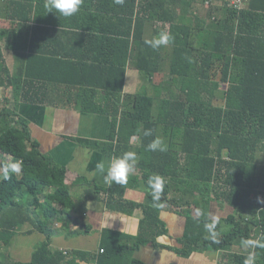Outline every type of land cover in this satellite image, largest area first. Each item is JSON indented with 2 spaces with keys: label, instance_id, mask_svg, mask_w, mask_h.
I'll use <instances>...</instances> for the list:
<instances>
[{
  "label": "trees",
  "instance_id": "1",
  "mask_svg": "<svg viewBox=\"0 0 264 264\" xmlns=\"http://www.w3.org/2000/svg\"><path fill=\"white\" fill-rule=\"evenodd\" d=\"M252 1L241 11L212 6L209 21L200 25L192 17L180 20L182 0H124L119 5L83 0L74 16L83 30L71 31L49 27H73V21L72 16L48 13L45 0H0V22L11 26L0 28V87L6 93L0 108V154L9 159L0 162V242L7 245L29 224L47 237L31 264H77L87 255L78 252L68 260L64 252L50 248L52 225L69 217L75 203L67 168L41 152L18 112L20 104L33 103L106 115L112 119L110 141L91 144L109 156L136 154L142 179L130 175L125 185L89 184L85 189L92 199L107 193L111 208L144 209L133 247L123 246V235L104 231L113 241L96 257L99 264H148L126 262L125 256L145 244L162 247L158 237L166 233L161 219L166 205L186 217L179 255L212 249L221 253L219 264H244L254 252L256 264H264V247L258 246L264 244V203L259 202L264 199V162L258 161L264 151V5ZM116 15H123L119 23L128 25L118 36L112 28ZM168 21L170 81L156 82L167 47L146 44L152 40L146 27ZM6 51L13 53V67ZM129 66L154 84L152 93L146 88L124 95ZM222 84L228 85L224 91ZM146 130L152 134L144 135ZM157 137L165 151L147 149ZM16 161L21 173L3 179L2 166ZM151 176L162 178L164 202H122L128 186L146 183ZM214 201L223 212L225 207L234 211L216 218L215 228L230 226L217 234L219 243L206 239ZM249 240L257 246L245 248L243 242Z\"/></svg>",
  "mask_w": 264,
  "mask_h": 264
},
{
  "label": "crops",
  "instance_id": "2",
  "mask_svg": "<svg viewBox=\"0 0 264 264\" xmlns=\"http://www.w3.org/2000/svg\"><path fill=\"white\" fill-rule=\"evenodd\" d=\"M182 2L184 4L182 9L179 6L177 8L178 13H182V22L188 21L186 16L192 17L195 24L202 25L204 20L209 21V8L206 9L205 6L198 5L197 2H194L193 6L192 0H182ZM252 2V0H247L245 9L248 10ZM255 4L264 5V0H255ZM172 5L175 7L174 3ZM260 11L263 10L260 9ZM120 12L123 14L122 11ZM74 16L75 14L72 16L73 27L51 23L49 27L82 31V28L75 25L77 22H74ZM122 17L124 16H115L116 23L112 28L119 32L115 36L121 35V32L128 28L127 24L119 23L118 19L121 20ZM51 19H53L52 15ZM170 25L169 21L158 24L148 22L146 37L154 39L159 38L162 33L168 34ZM251 26L254 27V25ZM166 47L164 66L162 72L155 77L156 82L161 76L160 79L163 82L170 80L169 67L164 71L165 65L169 64L171 52L167 45ZM153 85L134 66H129L124 95L134 94L139 92V89L143 91L146 88L149 93H152ZM227 87V84H222L220 90L224 91ZM18 112L29 123L31 136L38 142L41 152L68 170L67 184L75 204L69 217L57 218L52 225L51 250L64 252L68 260L75 257L76 253L84 252L87 253L86 259L78 258L77 264H99L96 257L105 253L104 248L113 241L111 235L104 237V231L107 230L123 235L121 239L123 246L133 247L136 237L140 233V225L144 217L143 207H137L131 212L120 211L109 207L107 193H101L100 197L96 199L87 198L85 195V189L89 184L109 187L103 182L102 175L96 171V164L100 161L107 163L114 156L104 154L91 142L110 141L112 119L102 114H83L76 108H56L33 103L20 104ZM134 143H137V140H134ZM131 175L142 179V171L137 167ZM126 200L141 205L158 206L161 204L160 202L165 201V197L162 188L159 199L154 198L153 191L146 182L134 187L128 186L122 202L126 203ZM113 204L118 203L114 202ZM174 209L166 205L161 211V219L166 224V233L158 237L162 247L154 248L151 244H145L128 250L125 256L126 262L138 259L148 264H219L221 253L212 249L199 250L188 257L177 253V249L181 247L179 239L185 232L186 217ZM227 209L229 210L225 207V210ZM210 212L215 218H217L215 213L223 212L219 202L211 203ZM221 217L224 216L218 218ZM224 228H226L225 225L221 228H214L213 231L221 234L225 232L221 231ZM31 230V225H23L14 233L7 245L0 242V264H31L34 251L47 238L45 233L40 230Z\"/></svg>",
  "mask_w": 264,
  "mask_h": 264
},
{
  "label": "clouds",
  "instance_id": "3",
  "mask_svg": "<svg viewBox=\"0 0 264 264\" xmlns=\"http://www.w3.org/2000/svg\"><path fill=\"white\" fill-rule=\"evenodd\" d=\"M83 0H45V8L48 13H55L57 16L71 17L76 14L82 5ZM124 0H114L115 4H123ZM170 37L166 33H162L159 38L145 41L153 49H157L161 46L169 43ZM151 130H146L144 135H151ZM149 151H165L163 141L157 137L147 145ZM136 154L134 152H124L120 156H114L110 158L107 163L104 161L97 162L96 171L103 177V182L111 187L113 184L125 185L128 182L129 176L135 171L136 167ZM22 171L21 163L19 161L5 164L2 166L3 179L8 180L11 178V174H19ZM148 186L152 189L154 198L159 199L160 193L163 188V180L160 176H151L148 179ZM264 203V199L259 201ZM218 220L213 217L211 224H206L205 228L210 233L206 239H211L213 243H219L217 239V233L213 231ZM243 246L248 248L249 246H257V242L244 241ZM258 246L264 247V244ZM244 264H256V256L254 252H250L246 257Z\"/></svg>",
  "mask_w": 264,
  "mask_h": 264
},
{
  "label": "rangeland",
  "instance_id": "4",
  "mask_svg": "<svg viewBox=\"0 0 264 264\" xmlns=\"http://www.w3.org/2000/svg\"><path fill=\"white\" fill-rule=\"evenodd\" d=\"M195 2H197L198 3V5L200 4H202L203 6H205V8L207 9V8H209V7H207L204 3H203V0H196ZM183 17H180V20H182L183 21V19H182ZM2 19V18H1ZM5 20V19H4ZM2 26H7L8 28H9V26H10V24H4L3 25V23L2 22H0V28L2 27ZM11 27V26H10ZM6 54H7V56H8V60H9V62H10V66H14V57L12 56V52L11 51H6ZM164 66V65H163ZM168 67H169V64L167 65H165V70L164 71H166V70H168ZM160 78H162V76L160 77ZM159 78V80H162V79H160ZM163 80H165V79H163ZM168 81H170V80H168ZM139 91H141L140 89H139ZM5 90L2 88V87H0V108H2L3 107V104H4V101H5V98H4V96H5ZM135 141H136V139H135ZM3 160H6V161H8L9 159H8V157H6V155L5 156H3V155H1L0 154V162L1 161H3ZM258 161L259 162H261V163H263L264 162V151L263 150H261L260 152H259V154H258ZM232 212H234L233 210H225L224 209V212H221V213H215L216 215V217L218 218V217H220V216H225V215H227V214H229V213H232ZM223 225H225V224H223ZM222 225V226H223ZM226 228H224V229H222L221 231H225V230H227V228L228 227H230V226H225Z\"/></svg>",
  "mask_w": 264,
  "mask_h": 264
},
{
  "label": "built area",
  "instance_id": "5",
  "mask_svg": "<svg viewBox=\"0 0 264 264\" xmlns=\"http://www.w3.org/2000/svg\"><path fill=\"white\" fill-rule=\"evenodd\" d=\"M247 0H204V4L207 7L223 6L236 11L245 9Z\"/></svg>",
  "mask_w": 264,
  "mask_h": 264
}]
</instances>
